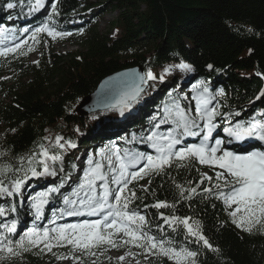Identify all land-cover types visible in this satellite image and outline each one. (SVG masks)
Listing matches in <instances>:
<instances>
[{
    "label": "trees",
    "instance_id": "16d2710c",
    "mask_svg": "<svg viewBox=\"0 0 264 264\" xmlns=\"http://www.w3.org/2000/svg\"><path fill=\"white\" fill-rule=\"evenodd\" d=\"M101 1L96 4L85 0H52L45 14L36 17L29 13L33 0H0V27L11 33L8 40L14 43L19 40L20 43L22 37L31 33L33 26L48 24L56 31L69 33L59 38V43H64L70 36L77 48L73 52L54 55L41 53L35 63H29L27 50L29 54L34 50L30 51L26 43L16 53L0 58V78L12 74L9 79H0V168L9 166L13 169L0 175L5 187L16 179L25 181L29 178L31 173L25 177L23 170L29 167L30 157H35L32 166L41 171L40 145H44L48 149L47 158L57 172L56 176L50 175L49 180H63L66 189L60 195L72 198L73 191L84 181L78 185L66 183V177L74 173L77 160L70 150L81 145L96 154L102 147L108 155L114 144L122 155L125 149L149 154L146 146L140 147L146 143V139L140 137L150 130L163 132L174 127L171 121L161 123L166 106L171 109L175 102L191 114L190 105L176 94L181 87H186L187 94L191 95L195 94V89L207 87L215 97L212 106H218L222 114L216 120H232L245 127L258 120L264 97L255 106L247 107L246 104L264 82V0ZM8 3L14 7L8 9ZM107 9L118 12L111 24L113 39L96 28L97 19ZM3 35H0L1 43L7 40ZM182 63L190 65L192 71H185L183 76L164 74L165 68H180ZM133 68L141 69L143 75L151 71L156 79L146 80L142 104L140 102L132 114L136 115L143 105L146 110L128 127V133L122 131L115 114L102 116L97 121L78 118L74 114L77 105L96 90L103 78ZM221 91L223 96L217 95ZM54 134H58L68 147L69 142L75 147L63 150L52 144L50 138ZM54 155L60 156L61 160L53 162L50 157ZM102 162L109 176L107 161ZM84 165L90 167L88 161H84ZM205 169V165L197 160L188 159L174 161L159 174L149 173L129 184V189L136 193V199L129 207L145 216L146 231L150 235L171 240L172 247L197 252L196 264H264V229L257 225L248 232L232 222L218 198L217 182L205 179L202 182L200 174ZM41 182L34 179L29 190L41 186ZM220 184L223 187V183ZM177 185L184 189L183 196ZM191 188H196V193H191ZM38 194L0 196V207L15 209L6 211L0 224L11 223L15 220L14 215L20 216L24 212L31 218L19 224L42 228L49 218L46 216L48 209L43 211L40 219L29 212L32 197ZM61 199L59 196L54 198L52 212L62 209ZM158 201L166 202L170 207H152ZM161 215L188 217L190 222H199L202 234L212 247L197 243L183 225L177 227L165 223ZM0 232L4 229L0 228ZM20 234L23 233H16L11 238L18 239ZM105 246L110 247L104 245L93 252L98 253ZM128 246L113 249L122 252ZM135 248L140 251L134 258L137 264H169L166 257ZM66 249L54 247L52 254L44 256L32 248L19 257L0 261V264H54V261L62 260L57 256H70ZM145 255H149L147 260L143 259ZM95 264L119 263L108 260Z\"/></svg>",
    "mask_w": 264,
    "mask_h": 264
},
{
    "label": "snow or ice",
    "instance_id": "6c2138e0",
    "mask_svg": "<svg viewBox=\"0 0 264 264\" xmlns=\"http://www.w3.org/2000/svg\"><path fill=\"white\" fill-rule=\"evenodd\" d=\"M37 3L38 5L42 4L43 0H37ZM13 7L14 4H7L8 9ZM52 10L55 13L54 5ZM42 32H47L53 39L69 35V33L50 28L48 24H43L32 32L31 38L36 40L38 34ZM0 35H3L2 30H0ZM25 43L27 42L23 41L12 47L0 48V56L16 53ZM29 50L31 51V49ZM178 67L188 72L192 71L191 66L188 64L182 63ZM164 71L167 73L169 68H165ZM138 79L139 83L143 84L146 80H155L156 77L151 71H148L143 76H139ZM160 79L163 80V76ZM142 90L139 84H134L131 88L122 91L114 103L108 106L119 107L123 112L125 108L130 107L131 102L136 100ZM194 91L193 99L196 101L194 116L174 102L173 108L170 109L166 106V115L164 120L161 121V123L171 121L174 127L166 133L153 131L146 137V142L155 150V155L128 149H125L123 155H121L120 150L116 149L108 155L102 151L100 153L101 161L91 159L88 161L90 167L85 171V180L72 193L77 199L64 196L63 203L67 207L60 211L62 215L67 216L87 215L99 218L73 224H56V221L52 220L50 223L54 225L53 227L40 228L33 226L20 234L18 239L11 238L17 232L16 220H12L11 223L0 224V228L4 229V232H0V261L19 257L22 252L30 251L32 248L41 245H43L41 251L47 250L49 252L54 247H69V255L73 256L76 261H80V257L74 255L76 252H80L82 255H95L93 249H98L104 245L112 248L133 245L145 252H152L154 255L166 257L174 261V264H196L197 252L187 248L172 247L170 246L172 244L171 240H160L150 235L146 231L147 221L145 216L129 207L132 201L136 199V193L129 189V184L143 179L149 173L159 174L163 172L174 161L183 162L188 159H195L202 165L222 170L215 172L218 181L216 187L221 189L219 182H222L223 189H227V191L221 189L218 192V198L222 199L228 208L235 206L229 212V215L237 227L248 232H251L257 225L264 229V151H248L245 154H237L223 149L220 139H215L214 144H210V138H212L217 127L214 121L217 116L222 114L219 112L218 106H209L215 97L210 94L207 87L195 89ZM223 94L222 91L217 93L220 96H223ZM261 97H264V91L257 99ZM236 115H239V113H236ZM199 121H203V125ZM156 127L159 128L160 125L157 124ZM224 131L228 137L235 140L255 137L260 141H264V123L253 122L245 127L244 124L238 122L234 127L225 128ZM201 134L203 135L199 143L177 147L182 144L185 136L197 137ZM61 139V137H58L56 144L63 148L64 145L60 144ZM69 147H75V144L69 142ZM40 148V155L47 157L48 149L44 145H40ZM113 156L115 161H113ZM50 159L56 162L61 160V157L54 155ZM103 160L107 161L108 171L112 173L111 177L104 170ZM34 161L35 157H30L27 170L16 169V171H25V177H27L28 172L33 177L57 175V172L43 160L40 161L43 165V172H38L32 166ZM142 161L145 163L139 170L129 171V169L141 164ZM12 170L9 166L0 168V175ZM60 171H63V168ZM203 179L211 182L213 178L205 173ZM97 181L101 182L99 185L101 191H97ZM22 183V180L16 179L10 190L4 186L3 180H0V195L12 196L13 193H20ZM110 184H115L117 187L112 189ZM62 186L61 184L59 187H53L32 197L31 207L34 209L36 219L42 217L43 208L49 202L50 195L59 192ZM177 187L180 188L181 196H183L184 189L180 185H177ZM205 191H211V189H205ZM81 192H83V196L80 195ZM190 192L196 193V188H191ZM152 207L160 209L170 207V205L158 201ZM6 211H15V209L6 210L4 207H0V216H5ZM161 218L169 225L177 227L183 225L187 234L195 237L197 243L203 242V245L208 248L212 247L202 234L199 222H190L191 218L188 217H165L161 215ZM173 230L175 231V227ZM128 254L132 255L131 251ZM67 258L68 256H57V259ZM119 259L123 260L124 257ZM80 264H82V261Z\"/></svg>",
    "mask_w": 264,
    "mask_h": 264
},
{
    "label": "rangeland",
    "instance_id": "374dc122",
    "mask_svg": "<svg viewBox=\"0 0 264 264\" xmlns=\"http://www.w3.org/2000/svg\"><path fill=\"white\" fill-rule=\"evenodd\" d=\"M46 0H44L45 2ZM87 2H91V3H96V4H100L102 1L101 0H85ZM42 3V4H39L37 3V0H35V2L33 3V7L32 9L29 10V13L30 14H34L35 15H39L40 13V16H43L45 14V11L47 9V4L49 2H51L50 0H47L45 3ZM43 7V12H39L40 11V8ZM118 16V12L116 11H113V10H110V9H107L106 12L103 13V15L97 19L96 21V28L98 30L99 33L101 34H104L105 36L107 37H111V35L113 34V28L111 27V24L116 20ZM12 22H10L9 24H11ZM37 27H32V30H31V33L29 35H26L25 37H22L21 40H20V43L23 42V41H26L29 48L34 50V53L33 54H29L28 50H27V56H28V61L29 63H35L38 56L41 54V53H44L45 55H54L56 53H62V52H69V51H74L76 50V47L72 44V37L68 36L66 37V41L61 44L59 43L58 38L56 39H53L52 37H50L47 32H42V33H39L41 37H38L37 36V39L36 40H33L31 38V35H32V32L36 29ZM2 30V29H0ZM6 34L3 35V37H9L10 33L9 32H6L5 30H3ZM38 34V35H39ZM19 40H17L15 43L13 40H9L7 42V46L6 47H12L14 46L15 44H17ZM0 44H2L0 42ZM26 45V43H25ZM2 48V47H0ZM8 56V55H7ZM4 56H0V58H2ZM177 74L179 76H183L185 75V70L181 69V68H176V69H172V68H169V71L167 73H165L164 71V74ZM12 77V74L10 73H7L5 75H3V77H1L0 79H9ZM26 81V80H24ZM176 94L178 96H180V98L188 103H192L194 102V109H192L191 107V110H194L195 111V104H196V101L193 99V95L191 94H187L186 92V87H181L179 89L176 90ZM210 106V105H209ZM142 111H145L146 110V105H143L142 108H141ZM109 114H114V111L113 110H109V111H106V112H103V113H95L93 115H90V119H93V120H101L102 119V116H105V115H109ZM138 117V116H137ZM120 120V118H119ZM129 120L131 121V117H129ZM120 124H121V121H119ZM202 122L201 124L203 125V121H200ZM131 123V122H130ZM130 123L125 127V125H121L122 126V131L126 134L127 131H128V127L130 125ZM154 131L157 132V130L155 129ZM153 131L150 130L146 135H144L143 137H140V139H146V137L148 135H150ZM167 131H163L162 133H166ZM56 134H54L52 136V141L56 142V139L58 138ZM51 139V138H50ZM62 144V143H60ZM214 144V143H213ZM226 143H222L221 147L223 148L224 145ZM64 145V144H63ZM66 146L64 145L63 148H65ZM80 146L77 147L71 154L73 156H76V157H80V155L82 154L83 159H90L92 157H94L92 154H89V155H86V152H83L80 151ZM150 149L154 150L153 148L149 147L148 150L150 151ZM113 150H116V148H114ZM151 150V151H152ZM262 151H264V148L261 149ZM150 151V152H151ZM155 152V151H154ZM114 157V156H113ZM45 161V160H44ZM114 161H115V157H114ZM77 162H79V159L77 160ZM50 165V167L52 166L50 163H48ZM135 168H137L139 170V167L136 166ZM85 171L86 169H83V174L85 175ZM216 171H222L218 168L214 169L213 167H210L207 165V169L202 171L201 172V177L203 178V174H207L208 176H211L213 179L212 180H216V177H215V172ZM112 175V174H111ZM218 182V181H217ZM10 190H11V186H7ZM224 191H227V189H224ZM40 192H45V189L44 190H41ZM16 195H18V193H16ZM12 197V196H11ZM50 202V201H49ZM49 202L47 203V205H49ZM222 203H223V200H222ZM223 205L225 206V208L228 210V211H231L232 208H234L235 206L233 205L232 208H228L224 203ZM56 216H58V213L55 214L54 212L51 214L50 216V221L52 220H55L56 221V224H60L61 222H57V218H55ZM54 225H52L51 223L47 226V227H53ZM29 229V226H21L20 227V230L22 232H25ZM38 251L42 252L44 254V256H47V255H50L52 254L51 252L47 251V250H44V251H41V248H43V245H41L40 247H36ZM69 248V247H67ZM129 251H131L132 255H129ZM75 256H79L80 258H82V254L80 252H76L74 254ZM139 255V252L135 249V247L133 245L129 246L126 251L118 254L116 253L113 249H110L109 247H104L100 252L96 253L95 255H84V261H87L88 264H92L93 262H98L100 261L99 258L103 257L104 260H108V259H119L120 257H124L123 260H120L121 262H119L120 264H135V262L133 261V256H138ZM60 264H79V261H76L73 258H68V259H65L63 262H61ZM169 264H174V261L172 260H169Z\"/></svg>",
    "mask_w": 264,
    "mask_h": 264
},
{
    "label": "water",
    "instance_id": "95a60500",
    "mask_svg": "<svg viewBox=\"0 0 264 264\" xmlns=\"http://www.w3.org/2000/svg\"><path fill=\"white\" fill-rule=\"evenodd\" d=\"M139 76H142L141 70L133 68L102 79L96 90L79 103L75 109V113L79 118H83L97 112L119 108L109 107L108 105L113 104L122 91L131 88L134 84H139L142 88V84L139 83ZM142 89L136 100L131 103L138 101L140 95L145 90V88Z\"/></svg>",
    "mask_w": 264,
    "mask_h": 264
},
{
    "label": "bare ground",
    "instance_id": "6f19581e",
    "mask_svg": "<svg viewBox=\"0 0 264 264\" xmlns=\"http://www.w3.org/2000/svg\"><path fill=\"white\" fill-rule=\"evenodd\" d=\"M253 142H256V141H253ZM262 149V148H261Z\"/></svg>",
    "mask_w": 264,
    "mask_h": 264
}]
</instances>
